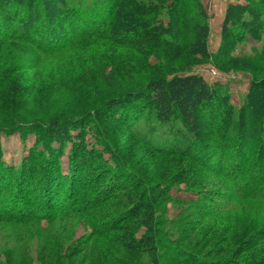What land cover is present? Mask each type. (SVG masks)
<instances>
[{
    "label": "rangeland",
    "instance_id": "rangeland-1",
    "mask_svg": "<svg viewBox=\"0 0 264 264\" xmlns=\"http://www.w3.org/2000/svg\"><path fill=\"white\" fill-rule=\"evenodd\" d=\"M30 1L33 5L41 3V0ZM84 1L81 0L88 6L97 4L95 0L90 1L92 5L89 0ZM102 1L101 8L109 9L110 0ZM172 1L155 0L150 9L153 13L144 8L150 14L140 17L148 21V25L178 23L180 28L175 35L179 42L171 46L166 42L169 34L164 32L160 34L159 42L157 38H150V33L144 42L136 43L131 32H116V24L113 27L112 21L106 26H95L103 31L101 37H90L80 42V47L55 55L42 54L31 44L14 41L0 46V78L8 80L0 83V170L5 166L14 177L18 168L26 172L29 168L32 172L29 190L20 191L21 196L17 199L25 207L32 206L35 213L63 215L57 221L40 219L27 223L18 221L26 215L23 218H20L22 214L8 217L10 203H16V196H12L14 188L10 186L0 208V215L8 219L0 221V264H148V256L134 258L117 243L115 235L124 230H109L122 220L112 221L110 213L142 188L155 194L152 198L156 199L161 223L163 264H264L262 196L242 200L229 190L225 179L216 173L219 156H215L212 165L203 171L192 160L187 163L186 158L165 154L156 146L142 142L136 131L144 130L145 126L131 128L132 121L127 119L131 118L127 117L128 113L136 110L134 107L128 113L119 111L114 116L108 109L113 99L138 90L147 78L158 75L169 64L172 70L201 74L217 88L224 98L220 121L226 119L224 116L229 114V107L235 109L233 117H237L240 110L251 107L247 102V96L252 94L251 87L264 78L263 73L252 69L263 68L264 59L247 60V57L262 56L264 36L259 34L258 38L251 34L248 40L241 37L244 23L251 15L248 10L255 11L257 7L264 10V4L253 6L247 0H201L209 15V47L213 54L212 58L204 59L186 56L183 46L193 34L181 21L185 23L190 19L186 13L189 8L186 5L178 10L166 8V3ZM231 5L240 6L230 23L231 33L223 37L222 25ZM172 15L175 16L173 20ZM167 47L173 55L178 53L180 56L167 60ZM216 55L221 56L217 62ZM233 64H247V68H230ZM172 72L168 71V74L172 75ZM216 111L213 106L212 114L216 115ZM89 112H100L104 129L101 137L97 131L98 123L90 120ZM55 117L82 118L86 131H79L82 137L74 142L54 148L55 143L48 141L47 129ZM244 120L250 124L254 117L247 115ZM250 126L243 142L246 151L241 157L264 169V126H256L255 122ZM103 137L124 150L121 167L118 168V162L98 143L100 138L104 141ZM84 149L86 152L95 149L99 156L92 157ZM72 151L80 170V181L75 183L78 186L67 196L62 194L45 200V187L35 180L41 179L45 170L51 167L68 174L65 171L76 163L70 159ZM232 157L225 162L231 161ZM236 157V161L243 162ZM82 159L86 168L79 163ZM101 177L113 182L111 189L118 188L120 195L101 206V218H93L84 207L94 205L93 197L107 192L101 191L104 182ZM84 194H88V198ZM87 219L95 221L91 222L93 226L84 222Z\"/></svg>",
    "mask_w": 264,
    "mask_h": 264
},
{
    "label": "trees",
    "instance_id": "trees-1",
    "mask_svg": "<svg viewBox=\"0 0 264 264\" xmlns=\"http://www.w3.org/2000/svg\"><path fill=\"white\" fill-rule=\"evenodd\" d=\"M90 1L88 3L92 5ZM95 2H97L96 5L93 2L92 6H88L81 0H41L40 4L33 5L30 0H0V46L4 42L14 41L31 44L37 47L42 54L55 55L67 49L80 47V42L90 37H101L103 31L95 26H106L111 21L113 27L116 24L114 27L116 32H131V37L135 42H144L146 37L151 36L150 33L152 34L150 38H157L159 42V36L163 32L169 34V40L166 41L169 46L179 42L175 35L180 28L178 23L172 24L170 21L166 25L162 22L148 25V21L140 19L142 15L149 13L144 11V8L150 10L155 0H110V7L107 10L101 8L104 1L95 0ZM247 2L253 6L264 4V0H247ZM185 5L189 8L186 13L190 19L185 23L182 19L180 21L182 20L181 24H187L193 34V38L183 46L185 54L188 57L210 59L213 57L209 47L211 29L209 15L202 1L173 0L172 3H166V8L178 10ZM238 6L240 5H231L226 11L222 25L223 37H227L231 33L230 23ZM247 10L248 8L245 9V11ZM254 10H248L251 15L244 23L245 27L241 38L246 40L251 34H256L258 38L260 35L264 36V10L259 7ZM171 18L173 20L175 16L172 15ZM260 53L262 56L259 57L258 54H255L252 57L248 56L247 60L264 59V46ZM165 54V58L170 61L180 56L178 53L173 55V51L168 47ZM158 59H161V56H158ZM219 59L221 56L216 55V62ZM246 65L234 66L233 64L230 68L239 69L241 68L239 66L247 68ZM248 67L252 68L250 65ZM171 68L169 64L166 68L167 71L164 69L158 75L147 78L138 90L129 91L127 95L113 99L108 105V109L113 111L110 113L111 116L119 111L128 113L129 109L134 107L136 110L128 113L127 117L131 116V118L127 119L132 121L131 128L145 126L144 130L136 131V135L142 142L148 146H156L165 154L186 158L187 163L192 160L195 165L198 164L197 168H201L203 171L212 165L215 156H219L216 173L225 179L229 190H233L242 200L257 196L264 198V189H262V187L264 188V169H260L261 166L241 157L246 151L243 142L248 137L247 129L251 127L250 124L255 122L256 126L260 124L264 126V88H260L261 85L264 86V78L261 82L256 81L251 87L252 94L249 93L247 96V102L251 104L250 108L240 110L237 112V117H233L235 109L229 107V114L224 116L226 119L222 118L220 121L224 98L219 94L217 88L201 74L183 73V71L179 72ZM252 70L264 74V67ZM168 71H173L172 75H169ZM5 82L8 80L0 78V83ZM213 106L216 107V115L211 112ZM99 114L100 112L90 113L89 118L96 124L98 123L97 131L101 137L104 129L101 126L103 121ZM247 115L254 117L253 123H245L244 118ZM52 121L47 133L49 134L48 141L50 140L56 145L54 148L65 142H74L79 139L82 137L80 132L86 131L87 128L82 118L55 117ZM75 131L80 132L75 134ZM225 135L228 137H224ZM98 143L104 146L115 162H118V168L121 167L120 162L125 157L124 150L117 143L112 145L109 140L102 141L100 138ZM51 146H49V150L52 151L53 146ZM87 151L84 149V152L92 157L99 156L95 149ZM230 156L234 157L231 161L225 162ZM236 156L240 157L243 162L236 161ZM70 159L72 162H76L73 151L70 153ZM79 163L83 164V167L86 165L83 159ZM60 165H62V161H60ZM56 166L58 167V164ZM77 166V162L74 166L71 165L65 171L68 172L66 175L64 170L59 171L56 168L53 170L51 167L45 170L41 179H34L35 182L39 181L41 186L45 187L43 189L45 200L47 198L55 199L56 196L62 194L69 195L68 192L75 188V183L80 181L78 177L80 170ZM23 170L25 169L18 168L17 174L13 177V172L9 168L6 169L5 166L1 168L0 208L5 203L10 186H13L14 194L12 196H16V203L15 201L10 203L11 209L9 210L11 211L7 214L8 217L22 214L23 216L20 218H23L26 215L24 219H18V221L25 220L26 223L40 219L59 220L63 215L50 216L46 213H35L32 206L25 207L24 203L17 199L18 196H21L20 191L29 190L28 185L31 182V170L28 168L27 172L25 170L22 173ZM101 178L104 181L101 184L104 186V188L101 187V191L107 190V192L103 191L93 197L92 204L94 205L88 204L84 207L93 218H101V206L112 201L117 194L120 195L118 188L111 189L113 182L106 180L105 177ZM142 189L139 193L131 194L128 201L110 213L112 221L115 222L117 218H122V220L119 221L121 223L117 222L110 226L109 230H124L115 235V239L126 250L127 255L134 258L146 255L148 264H163L160 254L161 223L156 199L152 198V195L155 197V194L154 192L150 193L149 189ZM84 196L88 198V194H84ZM74 209L75 207L72 208V210ZM107 211H111V209H107ZM0 221H8V219L2 214ZM85 221L91 225L95 223L93 219Z\"/></svg>",
    "mask_w": 264,
    "mask_h": 264
}]
</instances>
